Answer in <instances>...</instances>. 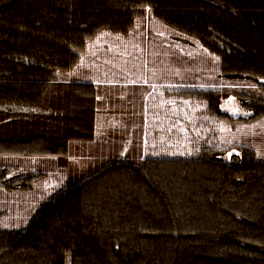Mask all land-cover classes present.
<instances>
[{
    "label": "trees",
    "instance_id": "trees-1",
    "mask_svg": "<svg viewBox=\"0 0 264 264\" xmlns=\"http://www.w3.org/2000/svg\"><path fill=\"white\" fill-rule=\"evenodd\" d=\"M147 13L254 92L175 88L181 111L159 153L67 181L23 230L0 231V264H264V160L244 146L225 158L217 140L227 95L246 119L264 115V0H0V157L64 164L70 142L91 141L97 88L59 75L88 41L128 35ZM10 172L0 166L7 192L41 177Z\"/></svg>",
    "mask_w": 264,
    "mask_h": 264
},
{
    "label": "rangeland",
    "instance_id": "rangeland-1",
    "mask_svg": "<svg viewBox=\"0 0 264 264\" xmlns=\"http://www.w3.org/2000/svg\"><path fill=\"white\" fill-rule=\"evenodd\" d=\"M136 24L137 33L141 28L140 24L153 32L151 36L149 35V40L145 38L147 33L141 32L140 36L133 32L134 30L128 34L129 36L103 31L87 42L86 51L81 54L82 58L80 57L75 69L69 74L72 76L79 73L84 76L89 70H98V75L94 73L92 75L99 85L96 86L97 134L91 141L70 142L69 156L64 164L50 158L0 157L1 167H11L8 178L30 173L41 175L33 187L26 190L28 192H7L0 188L2 229L23 230L37 208L62 189L67 181L80 178L117 158H126L134 164H140L144 157H153L155 153H159L163 144L161 141L164 140H158L157 136L170 134L172 128L170 123L177 121L179 106L166 101L162 92L161 95L158 93L155 96L151 93L147 100L145 99L149 88L134 83H141L139 80L145 76H148L149 80L154 79L155 76L151 75L150 71L148 73L144 71L147 67L180 69L183 73L184 69L193 66V61L189 59V56L193 55L189 54L188 50L190 47H196L195 66L198 71L204 69L203 72L209 71L212 75V79L202 81L201 75H197L199 84H207L202 87H223L230 91L254 92L253 84L222 79L219 75V60L216 57L196 44L193 38L174 32L156 21L150 13L136 20ZM169 41L174 43L166 47L163 42ZM191 43L196 45L192 46ZM119 67L133 69V76L117 74L121 71L115 68ZM64 76H68L67 73L62 75V78ZM180 77L188 75L182 74ZM127 80L129 84H124L123 82ZM158 88L155 87L156 92ZM99 96L103 97L102 101L97 100ZM124 108L127 109L126 120L114 119L117 117L114 110L123 116ZM220 110L232 118L230 121L219 122L217 140L218 145L225 150L224 157L228 158L229 153L236 154L238 147L244 146L251 148L257 159L264 160V115L254 120L246 119L249 113L244 111L231 95L222 98ZM210 137H213V133ZM161 154L164 155L165 152L162 151ZM14 222L17 228H9Z\"/></svg>",
    "mask_w": 264,
    "mask_h": 264
},
{
    "label": "crops",
    "instance_id": "crops-1",
    "mask_svg": "<svg viewBox=\"0 0 264 264\" xmlns=\"http://www.w3.org/2000/svg\"><path fill=\"white\" fill-rule=\"evenodd\" d=\"M148 26H149V24H148ZM136 27H137V24L135 23V26L133 28L134 31L133 30L132 31L137 33V28ZM140 27L141 28H139V30H138L139 32L137 33V35L141 36V32H144V34L147 33L148 36L146 35L145 38L149 40V38H150L149 35L151 36L153 34V32L151 30H149L148 27L144 28L143 24H140ZM163 43H164V45L166 47H170V45L173 44L174 42L173 41H169V43H166V42H163ZM194 45H196V44H193L192 46H194ZM194 48L190 47L189 50H188L189 54L192 53V55H193L192 57L189 56V59L193 61V66L189 67L187 69H184L183 73L180 72V69H178V70H176V69L175 70L174 69H149L147 67L146 68L147 70H144V71H146V73H148L150 71L149 73L151 75L155 76L154 79H150L149 80L148 76H145L144 78L139 80V81H142L141 83H139V82L136 83L135 82L134 84L135 85L136 84H141V85L146 86V87L149 88L148 89L149 92L147 93V96L145 97L146 100H147V98L149 97V95L151 93L155 96V95H158V93L161 95V92H162L163 96H164L163 98L166 101L170 102L171 105L179 106L178 103L176 105L175 99L173 97L174 96L173 90L175 88L187 87V86H189V87L207 86V84H199V83H200V81L205 80V79H212V75L209 73V71H204L203 72L204 69L198 71L197 66H195L196 61H197V52H196V47H194ZM85 51H86V49H85ZM83 54L84 53H82V55ZM82 55L80 56L81 58H82ZM194 60H196V61L194 62ZM73 69H75V67ZM73 69L68 71V72L60 73L59 81L62 82V83L84 82V83H91V84H93L95 86L99 85V82L95 78H92L93 73L98 75V70H89L88 72H86V74L84 76L80 75L79 73H76V74L70 76L69 74L73 71ZM115 69L121 71V72L117 73V74H120V75L133 76V74H134V70L131 69V68L119 67V68H115ZM65 73H67L68 76H66V77L64 76V78H62V75H65ZM182 74H184V76L188 75V77H182L181 78L180 76ZM198 74L201 75L200 81L198 80V76H197ZM126 78H129V77H126ZM128 81L129 80H127L126 82H123V83L124 84H129ZM155 87H159L158 88V92H156L157 89H155ZM114 96H116V95H114ZM116 97H121V96L119 95V96H116ZM97 100L98 101H102L103 97L99 96ZM179 108H180V106H179ZM122 112H123V116L119 115L117 110L115 109L114 113H115V115L117 117H115L114 119H117L118 121L126 120V118H127V109H125V108L122 109ZM94 131H95V135L94 136H96V134H97V126L96 125H95ZM26 192H28V191H26ZM15 224H16L15 222L10 224L9 226H11V227H9V228H12V227L17 228L15 226ZM19 228H21V227H19ZM13 230H17V229H13ZM0 231H9V230L2 229L1 224H0Z\"/></svg>",
    "mask_w": 264,
    "mask_h": 264
},
{
    "label": "snow or ice",
    "instance_id": "snow-or-ice-1",
    "mask_svg": "<svg viewBox=\"0 0 264 264\" xmlns=\"http://www.w3.org/2000/svg\"><path fill=\"white\" fill-rule=\"evenodd\" d=\"M230 102V101H229ZM226 103H228V102H226ZM245 115H247V113H245ZM231 156V153H229V157Z\"/></svg>",
    "mask_w": 264,
    "mask_h": 264
}]
</instances>
